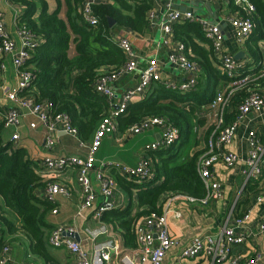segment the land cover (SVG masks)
<instances>
[{"label": "built area", "instance_id": "obj_1", "mask_svg": "<svg viewBox=\"0 0 264 264\" xmlns=\"http://www.w3.org/2000/svg\"><path fill=\"white\" fill-rule=\"evenodd\" d=\"M12 3L11 0H7ZM47 2L53 0H45ZM162 0H152L153 9L148 14L149 26L155 25L158 18L155 11V3ZM164 11L161 15L160 29L163 37L171 36L174 27L181 22H191L200 26L205 37L212 43L213 52L221 58L222 72L228 82L226 87L217 91L213 100L202 108L211 116L215 129L208 137L206 150L198 161V174L205 187L206 195L204 198L197 200L186 197L191 202H198L201 205H207L211 201H218L223 198L224 190L219 183L215 166L223 163L231 168L237 163L243 161L245 169L243 177L245 183L257 180L263 175L264 180V144L260 141L257 131L251 130L247 134V143L249 154L246 159H242L237 153L226 151V149L236 138L238 128L255 112L261 113L264 109V85L261 80L264 78V67L256 74L240 76L242 64L237 62L233 55L224 52L225 34L220 24L196 17L190 9L189 11H180L174 7V4L194 5L195 3H221L229 1L236 7L246 11L238 10V15L229 20L236 43L242 44L247 40L254 30V23L251 19V13L254 7L246 0H163ZM103 0H83L80 13L83 21L92 28L99 25V18L95 14V7L101 5ZM17 33L20 39V45L17 46L15 40L7 30L3 20V12L0 10V55L10 56L14 66L18 70L19 83L16 91L7 94V100L12 104L3 116L5 128L14 129L11 141L17 145L20 141L19 129L27 117H34L38 124L45 128L44 143L45 147L52 150L56 145V134L65 133L71 137L79 139L77 130L73 127L70 118L66 114H50L53 105L51 103H37L33 98L21 97L19 93L30 87L33 76L30 72L22 70L29 58L28 50L36 46V38L25 27L20 25L19 16H16ZM115 43L124 53L125 64L115 73L108 75L99 80L94 85V90L103 96L109 105L110 112L96 129L90 143H84L79 139L80 145L87 149L85 156H47L39 163V174H41L45 187V200L49 204H56L57 198L68 199L70 192L62 184L54 182L60 173L72 169L76 172V184L80 190L81 202L78 205L77 216L84 217L89 211L94 210V220L100 226L95 231L87 230L92 240L99 236L108 234L109 230L103 222V216L106 212L118 209L117 192L118 184L113 177L107 172L114 169L122 177L137 183L143 184L153 179L154 165L146 158H141L136 167H130L117 161L98 163L97 154L100 151L104 139L109 136H115L119 133V118L125 115L132 103L145 98L152 86L156 83H162L161 65L157 58L151 59L147 66L139 73L138 82L131 86L117 102V95L112 88L120 76L133 74L138 71V58L135 49L130 40L123 37H114ZM164 43L168 44L166 40ZM167 61L169 64L176 66L188 73L190 77L182 83H166L168 89L177 90L183 94L196 91L199 72V66L192 62L186 52V46L180 41L175 42L174 49L168 53ZM4 70V66L1 65ZM241 92H246V97L239 105L234 120L226 123V114L229 109L232 98ZM229 114V112H228ZM29 128L35 130L37 123H31ZM163 131L162 138L145 150V154L155 152L163 148L172 146L179 138V131L163 117H149L141 122L132 125L123 134V137H134L150 132L153 129ZM264 131V128H263ZM96 172L100 185V192L97 193L91 182V174ZM241 195V194H240ZM239 200V199H238ZM237 200V201H238ZM264 201V189L260 196L257 197L256 203ZM95 207V208H94ZM251 210H248L243 216L234 218L233 225H225L217 235L207 237H195L181 252V259L196 260L205 258L211 264H259L261 255L256 254L251 258H245L234 249L244 244L247 237L239 232L244 228L251 219ZM56 209L53 214H57ZM172 210L167 204L161 214L151 213L139 220L135 229L137 242V251L142 255L143 261L148 264H164L168 253L179 246L178 241L172 238L168 216ZM175 215L179 218L180 213ZM260 232L264 233V223L260 227ZM73 229L65 226L56 227L50 235L49 242L54 249H66L73 257L77 264H109L112 255H120L115 245L110 241L98 245L95 248L92 258L84 251L81 243L71 240L68 235H73ZM10 247L3 248L0 264H6L9 261ZM133 264V263H129ZM178 264H183L179 262Z\"/></svg>", "mask_w": 264, "mask_h": 264}, {"label": "trees", "instance_id": "obj_2", "mask_svg": "<svg viewBox=\"0 0 264 264\" xmlns=\"http://www.w3.org/2000/svg\"><path fill=\"white\" fill-rule=\"evenodd\" d=\"M11 1L13 5L24 6L19 23L32 33L37 43L28 50L29 58L21 68L30 72L33 80L30 87L19 95L33 98L37 103H51L50 114H66L79 139L89 142L110 112L107 100L96 93L94 85L117 72L126 61L115 43L113 30L126 28L138 34L146 33L148 14L153 9L152 0H103L95 7L99 18L96 28L89 27L82 19L80 8L83 0H57L54 11H50L45 0ZM246 1L254 7L251 13L254 30L247 49L257 59L260 53L256 45L264 42V0ZM110 20L115 22L113 28H110ZM185 28L189 33L203 34L197 24L186 23ZM176 38L187 45L184 36L176 35ZM209 58L211 55L204 52L199 58L203 75L196 91L183 94L156 83L143 100L130 105L127 113L119 118L117 135L124 134L129 127L149 117L166 118L179 131V138L172 146L149 152L154 165L152 180L140 184L136 179L127 181L116 176L118 184L130 197L134 196L133 191L136 192L138 211L133 215L131 207L115 209L106 212L102 220L122 230L127 247L136 246L135 229L142 217L151 213L161 214L175 196L200 200L206 195L198 174V161L206 150L214 127L206 126L208 112L202 107L213 100L220 82L224 80ZM1 78L0 61V81ZM261 84L264 85V78ZM245 97L246 92H241L232 98L226 123L234 119ZM5 111L0 109V113ZM203 127L205 134L200 135L199 129ZM5 129L0 115V198L3 206L21 220L20 229L30 242L28 254L50 262L54 248L49 238L54 228L48 217L53 206L39 196V191L46 186L39 174V164L28 156L25 148L5 140ZM251 185L252 182L247 183L243 193L251 192ZM18 231L16 225L0 215L1 238L7 234L15 235ZM4 246L5 243L0 241V252Z\"/></svg>", "mask_w": 264, "mask_h": 264}, {"label": "crops", "instance_id": "obj_3", "mask_svg": "<svg viewBox=\"0 0 264 264\" xmlns=\"http://www.w3.org/2000/svg\"><path fill=\"white\" fill-rule=\"evenodd\" d=\"M47 3L50 11H54L56 9L57 0ZM155 4L156 5L154 7L158 18L156 20V24L149 26L146 33L138 34L126 28H115L113 30L114 37H123L131 41L138 58V71L133 74L122 75L115 83L112 84V88L117 95L116 101L119 102L124 93L138 82L140 71L147 66L151 59L154 58H157L161 65V75L163 79L161 83L162 85L169 82L179 84L185 82L190 77L188 73L169 64L167 61L168 53L174 49L175 42L180 41L176 38V35H182L187 39V45L182 41L180 42L185 44L189 59L196 63L200 68L196 76L198 83L203 75L199 58H201V55L204 52L211 55V59H209L212 65L224 77V80L220 82L217 91L225 88V84L228 80L222 72L221 58L216 56L213 52L212 43L205 37L204 34H202V36L193 32L189 33L185 28V24L195 23L186 21L177 24L174 27L173 34L171 36L163 37L160 29V21L165 8L164 1H158V3L156 2ZM198 4L199 5L174 4V7L176 9L181 7V9L185 10L189 8L196 17H201L211 21L212 23L220 24L221 29L225 34L224 52L233 55L234 58L239 52L245 53V59L241 61H237L235 59L237 62H241L243 67L241 71H239L240 76L256 74L264 67V42L257 43L256 47L260 53V57L254 59L252 54L247 49V42H249L251 36L242 44L236 43L231 25L229 23L230 19L238 15V10H242L243 14H246V11L244 12L242 8L236 7L229 1H223L217 4ZM200 7L203 8L201 11L202 15L199 14ZM0 10L3 12V20L7 30L15 40L17 46H19L20 39L17 33L16 16H19L21 12L24 11V6L13 5V3H8L7 0H0ZM201 33H203L202 30ZM164 40L169 43H164ZM0 61L1 65L4 66L0 81V109L6 110L8 107L12 106L6 96L8 93L16 91L20 78L18 70L14 66L10 56L0 55ZM139 101L141 100L135 101L134 103ZM208 119L207 124L210 120H212L211 116H208ZM31 123H37V128L35 130H31L29 128ZM204 128L205 127L199 129L200 135L202 133L203 135L205 134ZM263 128L264 109L261 113L253 112L248 116V118L238 128L237 135L233 143H231L224 150L237 153L243 160L246 159L250 149L247 143L248 132L251 130L257 131L260 141L264 144ZM162 133L163 131L161 129L156 128L150 132L142 134V136L123 137V134H120L106 137L100 151L97 154L98 163L117 161L130 167H136L140 159L143 157L153 164V161L151 160L153 159L152 154H145V150L151 144L158 142L162 138ZM13 134L14 129H5V140L11 141ZM19 134L20 141L17 146L25 148L28 156L33 161H37L38 164L47 156H85L87 154V149L80 145L79 139L71 137L65 133L56 134V145L52 150L47 149L44 143L45 128L38 124L34 117H27L23 121V124L19 129ZM138 138L140 139L137 141ZM91 140L85 143H90ZM244 164L245 163L241 161L231 168L227 167L223 163H218L215 166L214 170L216 177L224 190V196L222 199L212 201L207 205H201L198 202L189 201L185 196H175L167 203L172 210V213L168 216L169 231L172 238L178 241L179 246L172 249L168 253L164 264H178L179 262H182L183 264H211L210 261L205 258L184 261L181 259V252L195 237L217 235L225 225H233L234 218L239 217L238 215L241 217L243 212L246 213L250 209H252L250 221L244 228L239 230L240 233L246 235L247 239L243 245L234 249V253L238 252L245 258H251L256 254H260L261 260L259 264H264V233L260 232V227L264 223V201L256 203L257 197L261 195L264 189V180L262 175L257 180L252 181V189H250L251 192L246 194L243 193L247 185L242 174L245 169ZM107 173L113 177L116 182V176L124 178L114 169L109 170ZM126 180L128 181V179ZM54 182L66 186L70 192V197L68 199L59 197L57 198L56 204H51L53 208L48 218L54 229L58 226H65L66 228L73 229L75 233L73 235H68V238L81 243L84 251L90 258H92L96 246L111 241L115 247L120 250L121 254L118 256L112 255V259L109 264H148V261H143L142 255L137 251L138 246L136 237V246L134 248L127 247L122 230L115 229L113 224H107L103 221L108 227V234L99 236L96 240H92L90 238L87 230L95 231L99 229L100 226L94 220V210L87 212L83 218L77 216L78 205L81 202V194L76 184V172L74 170L68 169L63 171L57 178L54 179ZM91 182L95 191L99 193L100 185L96 172L91 174ZM133 192L134 196L130 197L127 191L122 189L118 184L117 207L122 210L131 207L133 215H135L138 211L137 196L136 192ZM242 193L241 203L238 204L239 202L237 200L240 198V194ZM39 196L41 199L45 198L44 189L39 191ZM54 209L58 211L57 214H53ZM176 212H179L181 217L178 218L175 215ZM0 215L6 217L8 221L16 225L19 229L15 235L7 234L4 236V239L0 237V241L5 243L4 247H10L9 261L6 264H77L73 255H71L66 249H52L51 254L53 260L50 262H46L38 257H32L28 254L30 242L20 229L22 225L21 220L16 214L3 206L1 198ZM2 251L0 252V258L2 257Z\"/></svg>", "mask_w": 264, "mask_h": 264}, {"label": "water", "instance_id": "obj_4", "mask_svg": "<svg viewBox=\"0 0 264 264\" xmlns=\"http://www.w3.org/2000/svg\"><path fill=\"white\" fill-rule=\"evenodd\" d=\"M194 5H199V4H198V3H195ZM177 9L180 10V11H184V10H185V9H181V7H178ZM189 10H190V9L188 8V9H186L185 11H189ZM114 25H115V22L112 21V20H110V28H113ZM235 59H236L237 61H241V60L245 59V53H244V52H239V53H237V54L235 55Z\"/></svg>", "mask_w": 264, "mask_h": 264}, {"label": "rangeland", "instance_id": "obj_5", "mask_svg": "<svg viewBox=\"0 0 264 264\" xmlns=\"http://www.w3.org/2000/svg\"><path fill=\"white\" fill-rule=\"evenodd\" d=\"M202 10H203V8L200 7V11H199V14H200V15H202V12H201ZM65 12H66V9L64 8V9H63V12H62V17H63V18L65 17ZM159 37H160V35H159ZM73 55H74V47H72V50H71V56H73ZM208 120H209V119H208ZM208 120H207V121H208ZM211 123H212V120H210V122H209L206 126H211ZM214 129H215V128H214ZM214 129H213V130H214ZM141 136H142V135H141ZM139 139H140V138H138L137 141H138ZM211 202H212V201H211Z\"/></svg>", "mask_w": 264, "mask_h": 264}]
</instances>
